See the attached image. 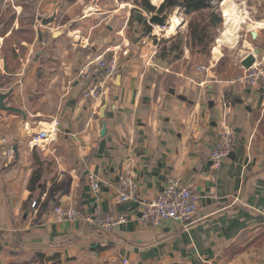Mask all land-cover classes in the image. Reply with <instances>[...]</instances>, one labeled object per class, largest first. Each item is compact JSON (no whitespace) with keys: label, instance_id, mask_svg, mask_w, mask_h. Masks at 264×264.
I'll return each instance as SVG.
<instances>
[{"label":"crops","instance_id":"crops-1","mask_svg":"<svg viewBox=\"0 0 264 264\" xmlns=\"http://www.w3.org/2000/svg\"><path fill=\"white\" fill-rule=\"evenodd\" d=\"M2 1L0 91H11L5 104L25 114L0 109V264H264V82L246 86L231 53L236 69L224 77L231 69L221 64V51L208 64L181 71L168 55H156L159 41L140 34L120 56L118 83L117 74L93 103L82 97L78 70L106 49L125 48L130 14L121 10L129 4L60 0L66 5L46 28L39 19L59 0ZM89 3L95 6L87 13ZM258 36L260 59L264 37ZM223 102L233 145L214 167L209 153ZM103 105L106 143L98 153ZM52 119L60 122L58 132L31 145L30 134ZM35 170L40 180L30 189ZM88 172L101 180L98 193ZM126 174L137 181L140 200L116 203V185ZM170 178L194 189L198 210L189 224L142 223L141 200L159 195ZM58 205L127 222L100 231L58 221Z\"/></svg>","mask_w":264,"mask_h":264},{"label":"built area","instance_id":"built-area-1","mask_svg":"<svg viewBox=\"0 0 264 264\" xmlns=\"http://www.w3.org/2000/svg\"><path fill=\"white\" fill-rule=\"evenodd\" d=\"M3 1L0 0V10ZM91 9L92 5L90 6ZM86 12H91L86 8ZM171 21V18H170ZM165 26L152 25L149 27L147 36L151 40L160 41L167 29ZM127 43V41L125 42ZM122 49L121 45L115 46L118 52L104 50L93 58L86 61L78 70V77L83 83L82 97L87 101L96 103L104 98L105 92L109 89L111 82L117 75L120 65V56H126L128 50L126 45ZM249 53V52H248ZM242 53L236 64L240 65L241 60L248 54ZM255 55L254 63L247 69L243 68L241 80L248 87H255L260 82H264V57L260 59ZM228 105L222 104L220 120L218 122V131L215 143L209 153V159L214 167H218L231 151L233 145L234 128L227 123ZM60 125L59 120L52 119L46 127L30 134L29 143L31 145H44L50 136L58 132ZM90 189L98 193L101 188L100 178L92 172L86 175ZM116 203H126L139 201V186L137 181L130 175L126 174L120 177L116 185L114 197ZM200 196L190 185H182L177 179L170 178L167 180L165 188L156 197L141 200L142 213L139 220L142 223L156 225L164 221H176L183 224H189L192 217L199 207ZM35 202L32 203V206ZM54 218L58 221H82L100 231H110L112 227L118 224L126 223L125 216H115L111 213L87 214L83 210L58 205L54 208ZM124 264L127 261H123Z\"/></svg>","mask_w":264,"mask_h":264},{"label":"rangeland","instance_id":"rangeland-1","mask_svg":"<svg viewBox=\"0 0 264 264\" xmlns=\"http://www.w3.org/2000/svg\"><path fill=\"white\" fill-rule=\"evenodd\" d=\"M89 1L90 0H83L84 3H88ZM117 1L118 3H128L130 6V9L128 8V6L123 7L121 13H124L126 10H129L130 15L128 17V22L126 23L124 36L127 39L126 47H131L133 46V38L135 37L136 39H138V36L143 33L142 28L146 25L149 16L155 11L148 12L144 7H142V0ZM148 1L151 5L152 3H155L157 5L160 2V0ZM94 4L95 3H89L86 8L90 7L91 5L95 6ZM65 5V3L61 2L59 5V9L63 10ZM155 8L158 9L159 7ZM222 10L224 12V15ZM216 11L220 14L222 22L218 27L211 29L212 42L205 50V53L198 54L195 53L194 50L190 49L186 36L187 22L189 18L188 16L183 15L175 9L172 12H169L170 18L172 20L178 19L179 23L175 26L173 31H167V29L165 31V34L170 35V38H173V40L168 41V38H162L158 43L153 41L155 42V44H157L156 55H168L170 59L169 64L171 63L172 67H178L179 70L184 71V68H186L189 64H191V66L193 67H196L200 64H208L209 59L213 58L215 60L214 57L217 52H214L213 49L215 48V46H218L217 51H221L224 54V58H222L221 64L225 65L227 71L228 68L231 69L230 72L224 74V77L229 75L233 76L234 71L236 69V66L234 65V58L232 60L228 59L227 53L234 54L235 59H238L242 53H252L253 48L259 49V46L256 44L258 43L257 37H253V34L257 33V36L259 35V38L264 37V0H222L216 6ZM170 18L169 22H171ZM259 22L262 24L260 27ZM169 26L170 25H168L167 28ZM135 28L136 31L134 30ZM254 29L256 30L253 31ZM147 33L148 32L144 33L145 37L147 36ZM221 34L222 36L226 35V37H223L221 43L219 44L217 40ZM186 48H188L190 52L185 53ZM173 49L177 50L176 54L172 53ZM212 51L213 53H210ZM26 52L27 48L25 49L24 53ZM31 53V56H33L35 50L33 49ZM219 55L220 53L217 56L219 57ZM199 70L201 71V73H206V70L204 69L203 65L199 67ZM201 78L204 79V77L202 76ZM207 80H209L210 82V77H207Z\"/></svg>","mask_w":264,"mask_h":264},{"label":"trees","instance_id":"trees-1","mask_svg":"<svg viewBox=\"0 0 264 264\" xmlns=\"http://www.w3.org/2000/svg\"><path fill=\"white\" fill-rule=\"evenodd\" d=\"M73 0H68L72 2ZM222 0H163L159 8L156 9L148 0H142L141 5L148 12L162 13L164 10L172 12L177 10L188 16L186 36L191 50L200 54L205 53L212 42L211 29L218 27L222 18L216 11V6ZM175 50V49H173ZM40 172L34 171L29 181L28 187L33 189L40 180Z\"/></svg>","mask_w":264,"mask_h":264},{"label":"water","instance_id":"water-1","mask_svg":"<svg viewBox=\"0 0 264 264\" xmlns=\"http://www.w3.org/2000/svg\"><path fill=\"white\" fill-rule=\"evenodd\" d=\"M61 1H57V3L54 5L52 11L47 15L44 16L42 18L39 19L41 26L49 28L51 27V25L53 24V22L55 21L56 17H57V13H58V7L60 5ZM169 18H170V14L168 10H164L162 13H158V12H154L152 13L148 20L146 25L142 28V34H144L145 32H148L149 27L152 25H158V26H165L166 24H168L169 22ZM136 31V28H135ZM256 34H253V37H256ZM259 49L258 48H254L252 53L247 54L242 60H241V66L244 69L249 68L255 61V55L259 54ZM120 78V74H118L116 76L115 82L118 83ZM172 94H175L174 90H170L169 91ZM11 93V91H8V93H2L0 91V109L4 110V111H9V112H14V113H21V114H25L23 111H21L19 108L17 107H13V106H8L5 104V99L7 98V96ZM177 98L181 101H186V102H190V100H188V98L182 94H178L176 95ZM211 104V103H210ZM106 109V105H103L100 109V117L102 118V128L100 130V143L98 145V153H102L105 147V134L107 133V129H106V122L103 119L104 116V111Z\"/></svg>","mask_w":264,"mask_h":264},{"label":"bare ground","instance_id":"bare-ground-1","mask_svg":"<svg viewBox=\"0 0 264 264\" xmlns=\"http://www.w3.org/2000/svg\"><path fill=\"white\" fill-rule=\"evenodd\" d=\"M223 10H224V8H223ZM223 10H222V12H223ZM223 15H224V12H223ZM179 23V20L178 19H175L174 21H172V22H170L169 23V27L167 28V31H171V30H173L174 28H175V26L177 25ZM259 27L262 25L260 22H259ZM222 34H224V33H222ZM222 34L218 37V40H217V42L220 44L221 43V41H222V39H223V37H226V35H224V36H222ZM216 50V51H215ZM213 51L214 52H217V46H215V48L213 49Z\"/></svg>","mask_w":264,"mask_h":264}]
</instances>
